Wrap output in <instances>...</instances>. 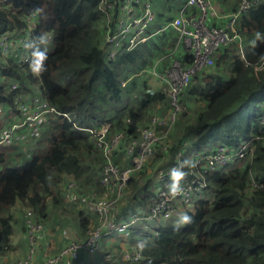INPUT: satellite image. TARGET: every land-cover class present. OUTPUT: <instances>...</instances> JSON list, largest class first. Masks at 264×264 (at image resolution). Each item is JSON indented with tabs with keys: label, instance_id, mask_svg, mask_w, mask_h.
<instances>
[{
	"label": "trees",
	"instance_id": "16d2710c",
	"mask_svg": "<svg viewBox=\"0 0 264 264\" xmlns=\"http://www.w3.org/2000/svg\"><path fill=\"white\" fill-rule=\"evenodd\" d=\"M115 1L0 0V35L29 34L33 40L46 35L49 40L39 46L48 56L46 71L39 76L33 75L27 64L4 57L0 51V105L16 111L17 97L37 88L56 110L73 115L71 119L49 115L36 139L25 149L0 147V255L10 246L16 222L10 208L16 203L33 211L40 223L48 218L50 207L77 206L63 195L66 182H82L89 167L94 165L100 170L104 164L85 128L109 122L110 134L122 133L118 148L111 154L116 151L125 155L130 165L125 145L137 133L126 117L147 125L148 118H139L138 112L141 108L149 112L148 102L157 101L171 109L166 86L155 90L150 87L143 58L151 54L150 49L142 44L131 49L123 47L109 57L101 46L103 33L107 26L113 27L114 20L111 14L108 22L101 5L113 2L115 6ZM235 29L245 40L249 64L238 57L232 42L214 54L212 66L191 76L179 99L181 103L184 97L190 98L194 107L186 109L191 117L186 119L187 110L183 107L176 115V139L167 151L160 153L154 148L144 163L132 171L123 192L125 198L119 203V218L147 210L158 180L152 186L150 179L142 182V176L151 162L162 166L173 163L176 151L185 141L192 151L206 142L236 148L242 141L251 140L253 155L204 175V194L193 198L184 212L191 217V223L179 229L175 225L148 224L143 228L137 224V231L146 237L142 262L264 264V188L253 189L250 185L251 178L264 182V125L258 122L264 105L256 103H264V67L254 69L264 54V1L241 12ZM174 31L170 29L173 37L177 36ZM256 33H260V39H256ZM184 58L186 61L189 54L185 52ZM136 73L141 74L143 99L136 102L140 107L133 109L128 98L136 87L137 80L131 77ZM252 101L255 104L250 105ZM12 161L14 165L8 163ZM93 190L96 189L91 187L76 192ZM84 210L87 211L85 207ZM77 217L79 226L86 230L97 223L83 210L77 211Z\"/></svg>",
	"mask_w": 264,
	"mask_h": 264
},
{
	"label": "built area",
	"instance_id": "2783aa9c",
	"mask_svg": "<svg viewBox=\"0 0 264 264\" xmlns=\"http://www.w3.org/2000/svg\"><path fill=\"white\" fill-rule=\"evenodd\" d=\"M262 1L239 0L236 9L228 17V23L224 25H215L207 21L208 10L211 7L210 0L184 1L179 13L168 22L167 26L176 30L189 58L186 61L172 60L157 85H153L149 81L152 90L162 87L164 83L168 84L167 95L171 105L172 119L183 108L179 100L180 94L188 87L191 76L214 64V54L238 37L235 21L239 14ZM138 2H141L140 6L137 5ZM115 3V6L113 2H103V6L101 5L108 14V22L111 14H114L113 27L107 26L103 39V48L109 57L115 56L123 47L131 49L145 41L144 30L154 17L149 0H116ZM138 7L139 12H137ZM32 40L33 37L29 34L0 35V51L4 57L28 65L31 49H25L24 44ZM237 53L246 65L249 64L241 47ZM262 67H264V54L254 64L256 70ZM19 110L23 115L22 119L6 124L0 129V146L31 142L38 135L49 115L59 114L64 118L71 119L70 114L59 112L44 98L33 101L31 109L25 102H20ZM126 121L135 127L137 133V137H133L125 145L130 165L119 167L110 159L111 153L118 148L122 139L121 132L110 134L111 125L109 122H104L98 127H87L85 130L90 133L94 146L101 152L104 159L99 177V183L104 193L93 190L79 194L72 190L73 183H68L63 192L66 199L80 202L93 212L97 221L96 225L86 230L84 238L69 240L68 245L63 247L58 255L36 262L35 254L41 223L27 217L25 223L27 251L15 264H59L62 263V258L67 255L76 258L81 251L95 250L99 246L100 240L107 234L118 232L128 236L137 224L147 228L149 220L170 216L178 205L188 208L195 192L206 187L207 182L204 176L206 173H211L234 162L250 159L253 155L251 140L242 141L236 148L217 144L207 152L197 153L191 158L195 161V167L182 169L187 173L180 182L182 191L173 197L169 194L168 189V185L171 183L170 169L179 166L186 160L178 156L173 163L157 171L156 194L151 199L147 210L144 213H134L125 219H120L119 200L130 174L144 163L161 140L160 133L156 128L160 123L158 117H152L147 125L142 126L135 125L132 118H126ZM258 122L260 125H264V114L260 115ZM250 185L253 189L264 188V182L253 178L250 179ZM141 258L142 255L138 252L130 256V259L135 261ZM105 259L106 264L112 263L109 255H105Z\"/></svg>",
	"mask_w": 264,
	"mask_h": 264
},
{
	"label": "crops",
	"instance_id": "0c3cea01",
	"mask_svg": "<svg viewBox=\"0 0 264 264\" xmlns=\"http://www.w3.org/2000/svg\"><path fill=\"white\" fill-rule=\"evenodd\" d=\"M149 1L154 12V17L144 30V36L146 37L145 41L139 44H142L144 48H148L152 51L151 54L143 56V58L146 60V66L144 69H146V75L148 76L149 74L150 76V82L153 85H157L159 80L163 78L165 70L172 60L183 61L185 59V48L182 42L179 40L178 35L173 37L172 34H170V29L171 31H174V29L167 26L168 22L179 13V10L184 3L183 1L185 0H180V5L176 6L174 11L171 10V6L168 4L171 0H164V3H160V0ZM236 4V0H210L211 7L208 10L207 21L215 25L227 24L228 17L230 13H232ZM137 5L140 6L141 2H138ZM139 11L140 9L138 7L137 12ZM168 11H171L172 13L167 14ZM175 32L176 30L173 33ZM104 35L105 33H103V36ZM233 42L236 44V53L239 47L244 50L245 40L241 35L238 34V37ZM101 46H103V41ZM140 76L141 74L138 73L131 75V77L137 80L136 87H134V90L129 94L128 98V104L132 106L133 109L140 107L139 104H137V101L143 99V94H141L143 89L141 88L140 84ZM164 86L168 88V84L164 83L162 87ZM41 98L43 97L37 92V88H34V90L29 94H22L17 97L16 111H11L9 109L7 110L4 105H0V116H5L4 123L0 125V128L6 124L18 122L22 119L23 115L19 110L20 102H25L29 109H31L33 101H38ZM184 98L185 99L182 100V103L185 110H187L186 107L189 109L190 107H194L192 102L189 100L190 98ZM256 103H258L260 106L264 105V103L261 101H257ZM146 107H149V112H144L141 108L138 112V116L139 118L147 117V124L151 121L152 117H158L160 119V123L156 128L160 130L159 133L161 140L158 142V144H156L155 148H157L156 150H158V152L163 153L167 151L168 146L176 139L175 123L178 122V117L172 119L170 110L165 109V107L160 105L157 101L148 102ZM189 116L190 115L187 110L186 119L191 117ZM132 120L134 121L135 125H143L138 124L134 118ZM182 120H180L181 123ZM31 143L33 142H29L27 144H15L12 146L22 147L25 149L29 147V144ZM217 144V142H206L199 149L189 151V144L185 141L184 144L181 145L176 151L174 158L176 160L178 156H181L184 159H191L197 153L207 152ZM110 159L119 165H129L127 157L121 153H116V151L111 154ZM161 168H163V166L160 163L154 164L151 162V164L147 167L146 174L142 176L141 181L144 182L146 179H150V184L153 186V184H156L158 180L157 171ZM87 170V174L85 178L82 179V182L69 180L66 183H73L72 190L78 191L79 193L85 192L83 190H90L91 187L100 191V193H104L98 184L101 169L97 170L96 166L93 165ZM135 174L136 172H134L132 175ZM203 191L204 189L197 191L193 198L196 199L199 196H202L204 194ZM124 198L125 195L120 198L119 202H123ZM76 203L77 206L74 207H69L68 205H59L55 209L50 207L48 218L41 222V231L39 234L38 245L35 254L36 262L47 257L58 255L62 248L68 245L69 240L81 239L85 237L86 229H83L79 226L77 211L83 210L84 213L88 214L91 220L96 221V217L93 212H91L80 202L76 201ZM84 207L88 212L84 210ZM185 210L186 208H183L180 205L176 206L170 216L158 219V223L153 227L165 226V223L168 221H171V224L175 225L180 214L184 213ZM27 217H30L33 221H36L33 211L27 208H25L24 212L16 218L9 249L4 254L0 255V264H15L17 260L25 255L27 251V236L23 230V227L25 228ZM15 226L18 228V232L16 234H14ZM138 228V225L135 226L128 236H124L122 233L118 232L107 234L100 240L99 246L95 250L81 251L77 254L76 258H71L69 255H67L66 257L62 258V263L59 264H106L105 255L110 256V260L112 261L111 264H144L145 262H142V259L144 258L142 249L137 247V245L140 243L144 244L146 237L143 235L142 231H137ZM65 232L68 233L67 236L64 235ZM137 252L142 255V258L138 261L130 259V256Z\"/></svg>",
	"mask_w": 264,
	"mask_h": 264
},
{
	"label": "clouds",
	"instance_id": "9594fccd",
	"mask_svg": "<svg viewBox=\"0 0 264 264\" xmlns=\"http://www.w3.org/2000/svg\"><path fill=\"white\" fill-rule=\"evenodd\" d=\"M256 39H260V33H256ZM48 42H49L48 37L46 35H41V36L36 37L34 40L26 42L24 44L25 49H31L30 59L28 62V68H29L30 72L35 76H39L43 72L46 71L45 61L48 59L47 51L46 50H44V51L40 50L39 46L40 45H46ZM252 43L255 44V41H253ZM187 159L184 160L179 166L170 169L169 177H170L171 183L168 185V189H169V194L173 197H175L176 195H178L182 191L181 186H180V182H181V180L184 179V177L187 174L184 171H182V169L185 167H188V168H194L195 167V161H193L189 158H187ZM206 187H207V184H206ZM205 188H203V189H205ZM188 223H191V217L185 213H181L178 221L175 224V228L179 229V227H181L182 225H186ZM137 247L142 249L144 247V245H143V243H140L137 245Z\"/></svg>",
	"mask_w": 264,
	"mask_h": 264
},
{
	"label": "rangeland",
	"instance_id": "374dc122",
	"mask_svg": "<svg viewBox=\"0 0 264 264\" xmlns=\"http://www.w3.org/2000/svg\"><path fill=\"white\" fill-rule=\"evenodd\" d=\"M164 3V0H160V3ZM239 2V0H236V3H238ZM169 6H171V10H175V8H176V6H179L180 5V0H171V1H169ZM170 13H172L171 11H168L167 12V14H170ZM103 39H104V36H103ZM2 61H5V59L4 58H2ZM148 74V73H147ZM148 81H150V76H149V74H148ZM182 103V102H181ZM253 104H255V102L254 101H252V102H250V105H253ZM70 117L72 118L73 117V115L72 114H70ZM102 118H104V117H102ZM126 118H132L131 116H127ZM4 119H5V116L4 115H2V116H0V125H2L3 123H4ZM133 119V118H132ZM2 147H4L6 150H10L11 148H18V147H16V146H12V145H2ZM238 162H241V161H238ZM10 165H14L15 164V162L14 161H12V162H8ZM3 164H0V168H1V166H2ZM250 177H253L252 176V174L250 175ZM24 210H25V207L21 204V203H16L13 207H11L10 208V211H11V213H13V215L15 216V218H17L18 216H20L23 212H24ZM158 219H161V218H158ZM158 219H152V220H149L148 221V224L151 226V227H153L155 224H157L158 223ZM160 223V222H159ZM169 226V225H172L171 224V221H168V222H166L165 223V226ZM89 229V228H88ZM18 232V228H17V226H15V229H14V234H16ZM67 232H65L64 233V235H66L67 236ZM144 264H149V263H144Z\"/></svg>",
	"mask_w": 264,
	"mask_h": 264
}]
</instances>
